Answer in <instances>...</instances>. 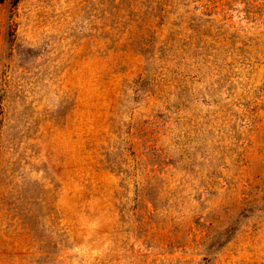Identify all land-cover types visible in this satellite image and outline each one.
I'll return each mask as SVG.
<instances>
[{
	"label": "rangeland",
	"instance_id": "obj_1",
	"mask_svg": "<svg viewBox=\"0 0 264 264\" xmlns=\"http://www.w3.org/2000/svg\"><path fill=\"white\" fill-rule=\"evenodd\" d=\"M0 264H264V0H3Z\"/></svg>",
	"mask_w": 264,
	"mask_h": 264
},
{
	"label": "trees",
	"instance_id": "obj_2",
	"mask_svg": "<svg viewBox=\"0 0 264 264\" xmlns=\"http://www.w3.org/2000/svg\"><path fill=\"white\" fill-rule=\"evenodd\" d=\"M3 0H0V3L2 2Z\"/></svg>",
	"mask_w": 264,
	"mask_h": 264
}]
</instances>
